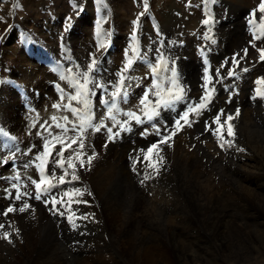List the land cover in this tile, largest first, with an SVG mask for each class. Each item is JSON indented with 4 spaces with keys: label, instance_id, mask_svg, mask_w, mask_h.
<instances>
[{
    "label": "rangeland",
    "instance_id": "obj_1",
    "mask_svg": "<svg viewBox=\"0 0 264 264\" xmlns=\"http://www.w3.org/2000/svg\"><path fill=\"white\" fill-rule=\"evenodd\" d=\"M259 1L260 2L256 0H237V8L236 6L230 7L225 1L218 0L214 4L207 2V0H174L175 3H179L181 7L180 11L172 10L171 14L168 13L165 15V17L169 19L163 20V18L161 19V12L156 13L154 11L153 0H148V11L144 14V18L139 20L140 23L138 22L137 28V37L141 51L148 53V60L137 61L134 64V71L131 74L134 75L136 79L132 81V87L129 89L128 95L122 98L119 106L122 112L137 111V114H141L138 110L142 107L139 101L144 98L146 93L148 94V99L151 104H155L158 97L154 95L156 89L153 88L154 81L149 67V61H151L152 64L157 62V48L163 50L165 58L170 62L169 66H171V62L175 63L179 77L178 82L186 90L185 98L177 102L174 109L160 108L158 110L160 115L154 118L153 121L145 120V123L142 125H138L132 121L130 123L132 131L123 132L119 138L113 140L109 139L106 130L107 127L112 126L111 120H105L106 127L102 130H97L95 128L89 129L91 132L89 139L87 135L90 132L87 133L84 129H78L76 132L70 131L69 135H73L74 138L80 139V143L84 146L86 155L89 151L88 145L90 143H93L96 148H99L106 139L110 141L108 142L110 150L114 149L120 151L124 156H138L142 150L146 151L151 143L159 144L160 136L154 133V128H159L161 135L166 136L171 134L175 126V120L187 110L189 105L197 104L200 97L204 94L201 87L203 84V70L205 67L203 63L205 57L201 54L202 50L207 55L209 61L207 67H209V74L213 76L214 82L217 79L215 70L221 63L225 60L229 61L225 68L221 70L222 75L226 76L227 69L232 67L231 58L234 55L238 58L243 56V50L245 48L248 49V55L245 59L241 60V63L236 68L237 74L240 75L241 78L239 80L227 78L224 80L223 84H216L217 92L210 102L209 107L202 110L199 117L190 114L189 119L193 120L194 123L190 129L185 125L182 129L183 132H187L190 135L203 134L205 137L210 136L211 133L206 131L205 125L208 124V126L214 130L216 125L209 124V122L212 121L215 115L220 113L221 110L223 112L221 122L237 108H253L257 112L264 111V98L256 96V88L251 86L257 79L261 78L264 72L257 73V66L263 61L261 62L259 60V53L256 49H264L259 43L264 36V26L261 28L256 24V16L261 24L264 23V16H262L259 10V5L262 1ZM73 2L82 6L83 11L77 14L76 10L72 7ZM17 4L19 7H14V5ZM143 4L144 0H132V5H127L126 11L118 9L119 0H104V5L99 4L98 0H39L35 12L28 13L25 9V5L21 3L20 0H0V46L5 45L6 37L8 34H11L10 32L12 31L15 33V36L12 38L13 44L16 45L17 49L19 46L26 47V53L23 52V54L25 53L26 55L24 54V57L21 56V61H23L21 66L19 65L20 62L18 57H15V55L7 56L9 58L11 57L8 61L6 58L2 61V73L4 74V71L7 72L4 76L5 79L8 80L9 86L14 87L16 85L22 93L21 97L24 96V99L20 100L21 107L19 108L17 107V100L15 98L17 112L13 113L14 119L11 124H6L3 120L4 117L6 121H10L7 112L5 111L4 114L0 112V118L2 119H0V128L5 130L9 134V137H15L13 141L25 140L28 142L31 138V133L40 132L41 135L38 136L36 144H38V151H42L43 137L47 135V133L41 128V125H53L55 123L51 120L53 115L58 117L59 122H63V117L67 116L71 123L78 124L79 121L72 116L71 112L64 110L63 107L59 109L53 108V104H61L63 106L71 103L72 107H77L78 110L83 109L82 105H78L74 101L69 102L67 99H61V89L66 95L75 94V90L71 87L68 80H60L61 73L66 72L68 67L75 66H79L81 69L86 70V63L91 62V59L94 58L93 53L96 52L98 42L105 41L109 43V48L104 55L99 57L100 70L95 73L96 79L99 80L103 78L105 83L118 79L115 73L122 67L124 51L131 42V30L125 27L126 25L123 23H127L129 21L128 19H136L139 15L138 13L143 11ZM135 7L136 9H134ZM101 8L103 9L102 11L100 10ZM217 8H219V10ZM158 10L160 11L161 9L158 8ZM250 10L255 11L254 16H250ZM219 11L221 14L217 13ZM100 12H105V14H100ZM127 13L128 18H124ZM135 14H137V16ZM168 15H170V17ZM100 16L106 18V22L100 26L101 31L102 33H111L110 37H106L103 34L99 37L96 35V25ZM192 16L197 19L195 23H192ZM69 17L72 18L71 30L64 33L63 28L65 22L63 20H67ZM24 18L28 19L29 24L31 23L30 26H25L23 24ZM61 18H63V20ZM209 18L211 21L210 24L204 25L202 21ZM250 19L252 20L251 24L249 23ZM38 20L40 21L38 22ZM43 20H45L49 29L46 27V24L43 23ZM192 24L195 25L193 26ZM185 25L186 27H184ZM31 26L39 29L46 35L43 41L48 43L51 42L49 46L44 44L41 45L40 38L38 37L40 34L37 36L28 30ZM146 26L150 28L149 34H147V32L143 33L144 27ZM235 27L236 29L238 28V30H235ZM22 28H26L27 35L24 33L25 29ZM22 34H24V36H22L20 41L19 36ZM142 35L146 36V44H141ZM209 36L215 40V43H212L210 39H206V37ZM256 37L259 38L257 39ZM253 43H255L256 48L252 47ZM41 46H46L47 48L41 50ZM19 66L31 68L35 75L29 77L31 74L28 71L20 70ZM254 66H256V68H254ZM244 67L249 69L247 73L242 71ZM251 73H254V76ZM71 75H75V73L73 72ZM164 76L170 77L171 73L165 72ZM159 83L161 84L160 90L163 92H166V89L171 87V84L165 80ZM228 84L229 86H233L231 93L225 90ZM57 85H59V88H57ZM111 90V85H109V91ZM102 96L103 91L98 90L97 95L90 98L92 101L91 114H93V118L99 116V118H95L96 123H98V121L100 122L107 112V109L100 103ZM219 98L221 99L219 100ZM0 100H2V97H0ZM257 100H261V102ZM101 114H104V116ZM36 115H38V118H35ZM118 119L123 120L125 117L120 116ZM71 123L69 127H71ZM25 124L26 127H20ZM26 129L29 133H23V130ZM117 130L119 129H114V131ZM52 131L53 134H59V129L52 128ZM145 131L149 133L148 136L142 135ZM22 137L23 139H21ZM6 140H2L3 143H0V149L3 147ZM73 147H76L77 151H79L78 144L73 145ZM58 148L59 145L56 146L57 150ZM3 153L4 151H0V157ZM67 154L70 155L69 151L64 153V155ZM54 157H56L55 151L52 157H50V161L57 159ZM140 159L143 158L141 157ZM0 166L2 167V174L16 170L15 167L6 162L0 163ZM52 170L53 166L49 163L46 174L50 175ZM77 171L82 174V169L79 167H77ZM56 172L57 175L63 174L59 169H56ZM70 179V175L66 177V180ZM255 179L254 181V178H252L248 182L254 187H259L261 191H264V176ZM8 181L10 180L0 177V187H9L10 185L6 183ZM27 183L29 187L26 190L31 191L34 196V187L31 186L30 181ZM73 184L80 188H84L80 181H75ZM67 188V185H61L58 189L53 190V195L59 198V193L61 191H66ZM80 199L86 202H82V206L74 204L73 210L77 212V215H82L84 219H81L79 222V231L73 233L72 236H74L75 239L83 241L85 244L90 241H96L97 249H99L98 252L102 253L105 249L100 248L99 241L102 240L103 237L96 232V226L88 221V217L95 211V208L91 206V198L85 195ZM29 202L31 205L52 210L51 204L35 201L34 198H29ZM84 203H86V206H84ZM4 208L7 207L5 206ZM62 210L66 211L63 205H58L57 211L61 212ZM63 221L66 224V216H63ZM72 236L68 238H72Z\"/></svg>",
    "mask_w": 264,
    "mask_h": 264
},
{
    "label": "clouds",
    "instance_id": "obj_2",
    "mask_svg": "<svg viewBox=\"0 0 264 264\" xmlns=\"http://www.w3.org/2000/svg\"><path fill=\"white\" fill-rule=\"evenodd\" d=\"M237 109L231 136L227 126L223 140L175 129L151 167L107 139L90 143L92 160L77 174L105 250L31 205L0 219V264H264V191L248 183L264 176V111Z\"/></svg>",
    "mask_w": 264,
    "mask_h": 264
},
{
    "label": "snow or ice",
    "instance_id": "obj_3",
    "mask_svg": "<svg viewBox=\"0 0 264 264\" xmlns=\"http://www.w3.org/2000/svg\"><path fill=\"white\" fill-rule=\"evenodd\" d=\"M210 3H216L217 0H207ZM98 3L104 5V0H98ZM14 7H19V5H14ZM72 7L76 10V13L79 14L83 11L82 6L73 2ZM103 10L102 8L100 9ZM259 10L261 13H264V0L259 5ZM148 11V0H144L143 11L139 13V15L132 21V31L130 37V43L124 51V60L122 67L115 73V76L118 78L115 81H109L105 83L103 78L99 80L96 79L95 73L99 72V57L104 55V53L109 48V43L105 41H99L96 46V52L93 53V57L91 62L86 63V70L81 69L79 66L68 67L66 72H62L60 75V80H68L71 87L74 88L75 94L66 95L64 91L61 89L60 96L61 99H67L69 102H76L78 105H82L83 109L78 110L77 107H72L71 103L63 105V108L69 112H71L72 116L75 117L79 123H71L67 116L63 117V122H59L58 117L53 115L51 120L55 123L51 126L41 125V128L46 131L47 135L43 137V150L38 151V154L35 155L34 160L31 162H26L23 165L24 170L26 171L29 168L34 167L39 173V181L37 179L28 177L30 180L31 186L34 187L35 194L31 191H27L26 189L29 187L26 180L23 179L21 173L19 171L15 172V175L12 176L11 180L6 182L10 186L4 187L0 189V199H7L9 201V205L7 208L0 207V219L2 218H11V214L14 213L17 209L21 213H24L30 206L29 198H34L35 201H41L44 203H48L52 205V210L56 213H59L62 216H66V221L68 225L71 226L73 231L79 230L80 220L84 219L82 215H77V212L73 210L74 204H79L86 201H81L80 198L85 196L86 189L75 186L72 182L79 181V175L77 174V167L83 169L86 162L90 163L92 160V156L86 155L84 152V146L80 143L79 138H74L73 135H69V132H76L78 129H92L95 128L97 130H102L106 127L105 120H111L112 126L107 127V134L110 140L119 138L121 133L123 132H131L132 128L130 127V123L134 121L138 125H142L146 121H153L154 118L160 115L158 111L160 108H171L174 109L175 104L185 98L186 90L181 86L178 82L179 77L177 74V69L174 62H171V66H169V60H167L163 54V50L161 48H157V62L152 64L149 61V67L151 69V74L153 76V88L156 89L154 91V95L157 96V100L155 104H151L148 99V94L144 95V98L139 101V104L142 106L138 110L141 114H137V111H125L122 112L119 106L123 97L128 95L129 89L132 87V81L136 79L134 75L131 73L134 71V64L137 61H145L148 60V53L142 52L138 37H137V28L140 17L143 16ZM106 22V18L104 16H100L96 25V35L97 37L102 34L106 37H110L111 33H102L101 25ZM210 18L204 19L202 23L204 25L210 24ZM249 23H252V20H249ZM72 26V18L69 17L63 28V32L67 33L71 30ZM63 38V37H62ZM257 39L259 37H256ZM206 39H210L212 43H215V40L210 36L206 37ZM253 48H256L255 43L252 44ZM257 52L259 53V60L264 61V49L257 48ZM67 51V49H66ZM244 55L239 58L234 55L231 58L232 67L227 69L226 76L222 75V69L229 63L228 60H225L220 66L215 70V75L217 79L215 82L213 81V76L209 74V61L207 59L206 53L202 50L201 54L204 56L203 63L205 65L203 70V84L201 85L203 89V96L200 97L199 102L195 105H189L187 110L184 111L178 119L175 120V126L172 130V135L175 134V129L193 125L194 121L189 119L190 114H194L196 117L201 115L202 110L207 109L209 107L210 102L212 101L214 95L217 92L216 84H223L224 80L227 78H234L235 80H239L241 77L237 74L236 68L241 63V60L245 59L248 55V49L245 48L243 50ZM244 73H247L249 69L244 67L242 69ZM75 75H71L72 73ZM165 72H170L171 76H164ZM165 80L171 84V87L166 89V92H163L161 89L160 81ZM257 86L264 85V78L257 79L255 81ZM109 85H111L112 90L109 91ZM59 88V85H57ZM102 90L103 96L100 100V103L107 109L106 115L103 119L100 120L99 123H93V115L92 112V101L91 97L97 95V91ZM225 90L230 92L232 91V86H226ZM255 95L264 98V91L261 90L260 87L255 89ZM231 99V98H230ZM61 104H53L54 109L61 108ZM239 109H237V113ZM222 110L220 113L216 114L214 119L209 122V124H215L216 127L213 130L208 124L205 125L206 131L210 132L211 135H216L218 139H224V130L225 126L228 128V135H232L231 124L229 121L232 120V116L228 115L223 122H221L222 118ZM123 116L125 119L121 120L118 117ZM71 123V127L69 124ZM52 128L59 129V134H53ZM118 128V131H114V129ZM154 133L160 136L159 144L164 143L169 136L161 135L159 128H154ZM37 136H40L41 133L37 132ZM144 136H148L149 133L145 131L142 133ZM0 136L5 138H9L15 140V137H9V134L0 128ZM78 144L79 151H77L76 147L73 145ZM158 143H151L150 146L147 147L146 151H141L138 156H136L137 160L141 157L144 161L149 162V166H153L156 164L155 155L159 150ZM59 145L58 150L56 146ZM223 145H221L222 147ZM29 147L27 152H22L17 148V151L20 152L21 155H28L32 152V148ZM55 151L56 157L59 159H53L50 161V157H52L53 152ZM69 151L71 154L65 157L64 153ZM137 160H134L135 164ZM0 163H3L2 157H0ZM49 163L52 164L53 170L50 175L46 174L47 166ZM56 169L62 171L63 174L57 175ZM70 175L71 179L66 180V177ZM61 185H67L68 188L66 191H61L59 193V198L56 195H53V190L58 189ZM63 205L66 211H57V206ZM5 225L0 223V229L4 228ZM5 238H10L11 234L7 231L3 233Z\"/></svg>",
    "mask_w": 264,
    "mask_h": 264
},
{
    "label": "bare ground",
    "instance_id": "obj_4",
    "mask_svg": "<svg viewBox=\"0 0 264 264\" xmlns=\"http://www.w3.org/2000/svg\"><path fill=\"white\" fill-rule=\"evenodd\" d=\"M121 1H123V2H121ZM119 0V6H118V9L119 10H126V7H127V5L128 6H131L132 5V0ZM218 1H225L230 7L231 6H233V7H235L236 6V3H237V5H238V2H237V0L235 1H233V0H218ZM256 1H258V2H260L259 0H256ZM262 1V0H261ZM20 2L21 3H23L24 5H25V9H26V11L28 12V13H34L35 12V10L37 9V6H38V4H39V0H20ZM90 2V1H89ZM243 2H245V1H243ZM258 2H257V4H258ZM10 3V2H9ZM91 3V2H90ZM8 5V4H7ZM90 5V4H89ZM91 5H92V3H91ZM244 5H246V4H244ZM259 5V4H258ZM134 6V5H133ZM243 6V5H242ZM237 7V6H236ZM9 8V7H8ZM89 8H90V6H89ZM153 8H154V11L156 12V13H159V12H161V19L163 18V20H167V19H169V18H166L165 17V15L166 14H171L172 13V10L174 11V10H178V11H180V5H179V3L177 4V3H175L174 2V0L173 1H170V0H153ZM158 8H160L161 10L159 11L158 10ZM221 8V7H220ZM238 8V7H237ZM236 8V9H237ZM134 9H136V7L134 8ZM218 10H219V8H217ZM233 9V8H232ZM140 10V9H139ZM216 10V9H215ZM127 11V10H126ZM225 11V10H224ZM234 11V10H233ZM233 11H231V12H233ZM91 12V11H90ZM134 13V12H133ZM137 13V12H136ZM150 13V12H149ZM217 13H219V14H221L220 13V11L219 12H217ZM100 14H105V12H100ZM131 14H132V12H131ZM139 14V13H138ZM228 14H229V12H228ZM124 15V14H123ZM136 16H137V14H135ZM148 15H150V14H148ZM176 15V14H175ZM211 15V14H210ZM169 17H170V15H168ZM177 16V15H176ZM212 16V15H211ZM214 16H216V15H214ZM262 16H264V13H262ZM110 17V16H109ZM108 17V18H109ZM128 18V13L125 15V17L124 18ZM154 17V16H153ZM159 17V16H158ZM213 17V16H212ZM123 18V17H122ZM141 18H144V15L143 16H141L140 17V19ZM150 18V17H149ZM216 18V17H215ZM62 20H63V18H61ZM153 19V18H152ZM174 19V18H173ZM191 19H193L192 20V23H195L196 21H197V19L195 18V17H191ZM256 19H257V22H256V24H257V26H259V27H263L264 26V23L263 24H261L260 22H259V19L257 18V16H256ZM129 21L127 22V23H123L124 25H126L125 27H127V28H129L131 31H132V21L133 20H131V19H128ZM37 21V20H36ZM40 20H38V22H39ZM64 22H66V20H63ZM121 21V20H120ZM216 21V20H215ZM122 22V21H121ZM124 22V21H123ZM191 22V21H190ZM0 23H1V21H0ZM41 23V22H40ZM43 23H45L46 24V27L48 28V25H47V23L45 22V20H43ZM140 23V22H139ZM187 23H189V22H187ZM240 23V22H239ZM23 24L25 25V26H30L31 25V23L29 24V21H28V19L27 18H24L23 19ZM119 24V23H118ZM166 24V23H165ZM191 24V23H190ZM124 25H123V28H124ZM193 25V24H192ZM195 25V24H194ZM193 25V26H194ZM143 26V25H142ZM181 26V25H180ZM238 26H240V25H238ZM242 26V25H241ZM174 27V26H173ZM184 27H186V25L184 26ZM187 27H189V26H187ZM190 28V27H189ZM241 28V27H240ZM239 28V29H240ZM22 29H25V32L24 33H26L25 35H27V30H26V28H22ZM49 29V28H48ZM150 28L149 27H144V32L143 33H145V32H147V34H149L150 32V30H149ZM28 30H30L31 32H32V34H34V35H37L38 36V34H40V36H38L39 38H40V42H41V45L42 44H44V45H48L49 46V43H51V42H46V41H43V39H44V36H46L45 34H43L39 29H36V28H33L32 26L31 27H29V29ZM185 30V29H184ZM187 30H189V29H187ZM220 30V29H219ZM235 30H238V28L236 29V27H235ZM11 31V30H10ZM11 34H8L7 35V37H6V42H5V45L4 46H0V97H2V100H0V112L2 113V114H4L5 113V111L7 112V116L10 118V121H6L5 120V118L3 117V120H4V122L6 123V124H11V122H12V120L14 119V116H13V113H16L17 112V110H16V101H15V98H16V100H17V107H21L20 106V100H22V99H24V96H22L21 97V92L19 91V89H18V87L15 85L14 87H11V86H9V84H8V80L7 79H5V76H4V74L5 73H7L6 71H4L5 73L3 74L2 73V69H3V66H2V61H3V59L4 58H6L7 59V61L9 60V59H11V57L9 58V57H7V56H12V55H15V57L17 56L18 57V59H19V65L21 66L22 64H23V61H21V56H23L24 57V54L26 53V47H24V46H19L18 47V49H17V47H16V45L15 44H13V36H15V33L14 32H10ZM186 33V32H185ZM146 34V35H147ZM145 35V34H144ZM184 35V34H183ZM205 35V34H204ZM216 35V34H215ZM219 35V34H218ZM22 36H24V34H22V35H20L19 36V39H20V41H21V38H22ZM206 36V35H205ZM84 37H85V34H84ZM187 37V36H186ZM204 37V36H203ZM190 38V37H189ZM234 38V37H233ZM86 40V39H85ZM174 41V40H173ZM4 42V41H3ZM237 42V41H236ZM258 42V41H257ZM259 43L263 46V48H264V36H263V39H261L260 41H259ZM141 44H146V36H143L142 35V40H141ZM51 46V45H50ZM234 47V46H233ZM44 48H47L46 46H41V50L42 49H44ZM179 48V47H178ZM235 48V47H234ZM253 49V48H252ZM170 50V49H169ZM227 50V49H226ZM23 52H25L24 54H23ZM184 52V51H183ZM26 55V54H25ZM255 55V54H254ZM191 56V55H190ZM194 56V55H193ZM26 57V56H25ZM251 57V56H250ZM257 58V57H256ZM255 58V59H256ZM5 60V59H4ZM24 60V59H23ZM186 61V60H185ZM193 61H194V59H193ZM262 62V61H261ZM18 63V62H17ZM194 63V62H193ZM196 63V62H195ZM184 64V63H183ZM254 65V64H253ZM19 66V67H20ZM26 66V65H25ZM192 66V65H191ZM14 67V66H13ZM18 67V68H19ZM254 68H256V66H254ZM5 69V68H4ZM20 70H23V71H28L31 75H29V77L30 76H34L35 75V73H34V71L31 69V68H29V67H20L19 68ZM254 71V70H253ZM264 71V61L262 62V63H260V64H258V66H257V73H262ZM252 72V71H251ZM18 73H19V71H18ZM38 73V72H37ZM20 75H21V73H19ZM244 74V73H243ZM252 74V73H251ZM254 74V73H253ZM252 74V75H253ZM7 75V74H6ZM27 75V74H26ZM256 75V74H255ZM247 76V75H246ZM254 76V75H253ZM28 77V78H29ZM261 78H264V72H263V74L261 75ZM21 81V80H20ZM245 81H246V79H245ZM10 82H11V80H10ZM235 82H237V81H235ZM247 82V81H246ZM248 83V82H247ZM234 84H236V83H234ZM238 84V83H237ZM243 84V83H242ZM228 86H229V84H228ZM239 86H240V84H239ZM242 86V85H241ZM251 86H253V87H255V88H257V87H260L261 88V90L262 91H264V85H260V86H257L255 83H253V84H251ZM233 87V86H232ZM243 87V86H242ZM245 88V87H244ZM196 89V88H195ZM242 90V89H241ZM227 95V94H226ZM221 98H219V100H220ZM224 99V98H223ZM226 100V99H225ZM258 101V100H257ZM215 102V101H214ZM258 102H261V100L260 101H258ZM239 103V102H238ZM260 104V103H259ZM63 107V106H62ZM65 110V109H64ZM43 112V111H42ZM45 112V111H44ZM43 114V113H42ZM95 114V113H94ZM93 115V114H92ZM101 115H103L104 116V114H101ZM6 116V117H7ZM17 118H19V117H17ZM31 118V117H30ZM34 118V117H33ZM35 118H38V115H36L35 116ZM95 118H99V116H97V117H95ZM95 118H93V123H96L95 122ZM1 119V118H0ZM25 119V118H24ZM71 119V118H70ZM207 119V118H206ZM2 120V119H1ZM16 120V119H15ZM28 120V119H27ZM29 121V120H28ZM35 121V120H34ZM106 122V121H105ZM17 123V122H16ZM36 123H37V121H36ZM98 123H99V121H98ZM24 124V123H23ZM17 126V125H16ZM34 126V125H33ZM70 126V125H69ZM20 127H26V124L24 125V126H20ZM32 128V127H31ZM19 129V128H18ZM28 129V128H27ZM23 130V133H29V129H30V127H29V129L28 130ZM85 131H87V133H89L90 132V130L89 129H84ZM135 130V129H134ZM31 131H33V130H31ZM118 131V130H117ZM90 135H91V132L87 135V138L89 139L90 138ZM25 136V135H24ZM27 136V135H26ZM44 136H46V135H44ZM30 139L28 140V142H26L25 140L24 141H21V140H18V141H13L12 139H7V138H5V137H3V136H1L0 137V143L2 142V140L3 139H7L6 140V142H5V144L3 145V147H1V149H0V151H4V153H3V155H1V157H2V159H3V162H6L7 164H9V165H11V166H13V167H15L16 168V170L15 171H13V172H10V173H5V174H2V172H1V170H2V167L0 166V177H4L5 179H7V180H11V178H12V176L13 175H15V172L16 171H19L20 173H21V175H22V177H23V179L24 180H26L27 182H29L30 180H28L27 178L28 177H31V178H34V179H37V181H38V171L34 168V167H32V168H29V169H27L26 171L24 170V168H23V165L26 163V162H31V161H33L34 160V157H35V155H37L38 154V144H36L37 142L36 141H38V136L36 135V133H31L30 134ZM21 139H23V137L21 138ZM129 139V138H128ZM30 142V143H29ZM3 143V142H2ZM35 146V147H33L32 148V152L30 153V154H28V155H21L20 154V152H18L17 151V148L18 149H20V151H22V152H27V150H28V148L29 147H32V146ZM70 153V152H69ZM71 154V153H70ZM68 156V154L67 155H65V157H67ZM54 158H57V159H59V157H54ZM52 169V168H51ZM58 172V171H57ZM59 174V173H58ZM47 175H49V174H47ZM255 178H259V177H254V181L256 180ZM74 183V182H73ZM249 183V182H248ZM256 185V184H255ZM0 189H2L1 187H0ZM8 205H9V201L7 200V199H0V207H2V208H4L5 206L6 207H8ZM74 206V205H73ZM79 206H82V203H79ZM84 206H86V203H84ZM63 211V210H62ZM71 234V233H70ZM101 236V235H100ZM98 239V238H97ZM100 240V239H99ZM99 250V249H98ZM104 264H107V262H104Z\"/></svg>",
    "mask_w": 264,
    "mask_h": 264
}]
</instances>
